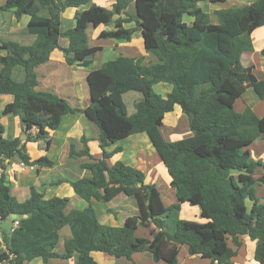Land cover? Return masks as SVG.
Returning <instances> with one entry per match:
<instances>
[{"label": "trees", "instance_id": "obj_1", "mask_svg": "<svg viewBox=\"0 0 264 264\" xmlns=\"http://www.w3.org/2000/svg\"><path fill=\"white\" fill-rule=\"evenodd\" d=\"M227 0H116L112 9L92 4V0H7L0 12L15 10L17 20L28 15V32L36 37L32 45L17 42L6 44L8 53L0 58V95H10L2 115H18L25 129H38L28 135L7 140L0 125V167L18 158L27 166L51 167L47 158L32 160L27 143L51 140L46 120L31 113L30 101L46 107H61L64 114L81 112L100 130L102 159H95L82 139L83 149L71 146L72 158L86 157L82 168L90 178L71 182L76 194L87 202L107 203L116 187L137 202L138 214L128 217L123 227L99 222L93 206L65 209L67 198L44 199L34 188L21 202L12 193L4 174L0 175V224L19 221L16 228H0L5 251L0 264H29L36 258L48 263L51 259H70L78 255L77 264H100L93 253L132 260L136 253H145L156 263L179 264L182 246L191 256L211 260L212 264H233L241 247L240 237L256 241L255 262L264 264V204L257 197L258 186L264 187V176L255 179L264 162L250 159L249 148L264 139V117H246L233 113V108L248 89L264 100V80L254 74V66H245L243 55L254 50L252 34L264 26V0L245 7H231L215 13L218 24L198 4H224ZM135 6V13L128 9ZM77 10L74 28L61 30L62 14ZM43 10L49 17L41 16ZM126 15L127 18H122ZM119 16L118 19H115ZM193 19L187 23L185 17ZM134 23V26L127 27ZM113 24V31H104L99 38L131 41L141 31L148 53L157 63H146L142 57L120 56L105 63L102 70L88 74L91 104L85 109L72 107L51 91L38 90L37 69L46 64L59 41H69L66 50L69 65L91 66L89 58L99 49L89 46L87 29ZM264 58V50L262 51ZM22 67L25 80L17 82L13 72ZM165 84L172 91L163 97L154 90ZM137 92L142 99L129 114L124 96ZM176 107L188 119L191 136L166 141L160 128L165 116ZM1 116V115H0ZM59 120L51 123L56 129ZM146 133L165 164L177 198L201 209L203 223L183 220L180 205L166 208L155 185L145 183V174L123 162L109 167L112 157L106 148L132 135ZM119 148L117 151H120ZM112 211V210H109ZM70 228L72 237L65 241L64 252L57 247L60 231ZM139 227L150 238L138 237Z\"/></svg>", "mask_w": 264, "mask_h": 264}, {"label": "crops", "instance_id": "obj_2", "mask_svg": "<svg viewBox=\"0 0 264 264\" xmlns=\"http://www.w3.org/2000/svg\"><path fill=\"white\" fill-rule=\"evenodd\" d=\"M116 0H92V2L84 9L89 8L92 4L107 9H112ZM257 0H227L224 4L211 7V13L214 15L218 24V18L215 13L217 11L228 9L231 7H245ZM7 0H0V7L4 6ZM204 3V2H201ZM208 3V2H205ZM210 4V3H208ZM200 3L198 4V7ZM223 5V6H220ZM15 10L10 12H0V58L6 56L8 42H17L19 44L29 46L35 42L36 37L28 32V24L30 17L23 15L17 20L14 15ZM77 10L75 8L67 9L62 14L61 30L63 32L74 28L76 25ZM128 12L135 13V6L131 5ZM208 14V13H207ZM41 16L49 17V11L43 10ZM116 16L115 19H118ZM122 18H127L122 15ZM190 18L187 23H192ZM211 21V20H210ZM134 26V23L128 24L127 27ZM114 25H101L99 27L90 26L87 29L89 46L98 48L99 51L89 58L91 66L85 67L79 64L69 65L67 63L68 55L66 53L69 47V41L61 38L59 48L55 49L50 56L49 61L41 65L37 69L38 90L51 91L60 98L66 100L70 106L85 109L90 106V94L88 87V74L94 70H102L105 63L116 60L120 56L131 58H144L146 63H157V59L147 52L144 37L141 31H137L131 41L125 40H103L99 36L104 31H113ZM254 50L252 58L248 62L243 58L245 66H254V74L259 80H264V58L262 51L264 50V26L255 30L251 36ZM245 54V53H244ZM15 81L21 83L25 80V74L22 67H17L13 72ZM162 87L163 97H166L172 87L165 84L155 85ZM154 87V88H155ZM141 97H136L140 100ZM14 98L10 95H0V125L3 126V136L7 140L20 138L25 129L21 118L18 115H2V111L6 105L13 103ZM28 110L46 120V131L49 133L51 144L47 148L44 141H30L27 143V153L32 160L47 158L53 163L51 167L34 166L30 167L22 163L18 158H13L5 162L4 176L12 190L13 195L21 202L27 200L30 196L31 188L43 195L44 199L67 198L69 203L65 209V213L72 211H83L91 206L97 212L98 220L101 224L111 227H123L128 217L138 214L137 202L135 199L127 197L116 187L108 188L113 198L105 203L92 201L87 202L76 194L71 186V182L90 178L91 173L82 168V165L88 162L86 157L72 158L70 156L71 146L75 145L77 150L83 149L82 139H87V146L90 154L95 159H102L103 150L100 143V130L96 124L90 121L83 113L64 114L61 107H46L45 105L30 101L27 105ZM233 113L246 117H264V100L259 98L253 89H248L244 95L237 100L234 105ZM59 120L56 129L51 127V123ZM162 137L169 142L189 138L192 134L189 129L188 119L181 112L179 107L165 116L163 125L160 128ZM38 129L33 127L30 131H26V139L28 135L35 136ZM120 151H117L118 149ZM108 153H112V157L107 160L109 167L118 162L142 171L145 174V183L155 185L161 194L163 204L166 208L174 205H180V217L183 220L195 221L203 223L201 219V209L192 206L187 202L180 201L176 195V189L172 185V177L170 176L165 164L161 160L157 150L153 146L149 136L146 133L132 135L124 140L113 143L106 148ZM251 161L264 162V139L254 142L249 148ZM264 176V171L258 169L253 177L258 179ZM257 197L264 204V187L258 186L256 190ZM112 210V211H109ZM185 213V214H184ZM193 215L194 219H190ZM186 216V217H183ZM8 229L12 228L13 221ZM0 228H6L5 223L0 224ZM136 235L138 237L150 238L149 232L139 227ZM72 237L70 228L66 227L60 231V241L57 252H64L65 241ZM241 247L234 246L232 240L229 246L236 251L233 258V264H258L255 262L254 253L256 249V241H252L248 236L240 237ZM5 251V247L1 241L0 235V253ZM140 255H145L141 258ZM145 253H136L132 260L127 258H114L102 253H93V257L100 264H136L139 257L140 262L145 264H164L156 263L152 258H147ZM78 255L75 254L70 259H51L48 263L41 258H36L29 264H77ZM179 264H212L211 260L202 259L197 256H191L187 246H182L178 255Z\"/></svg>", "mask_w": 264, "mask_h": 264}, {"label": "rangeland", "instance_id": "obj_3", "mask_svg": "<svg viewBox=\"0 0 264 264\" xmlns=\"http://www.w3.org/2000/svg\"><path fill=\"white\" fill-rule=\"evenodd\" d=\"M200 8H202L206 13H208V15H209V17H210V20H211V23L213 22V23H217V21H216V19L214 20V15L210 12L211 11V7L210 6H212V7H216L217 5H212V4H208V3H200ZM220 6H223V5H220ZM190 20V17H185V21L187 22V21H189ZM252 56V53L251 52H247V53H245L244 55H243V58L245 57V59H249V60H247L248 62L251 60V57ZM245 62H246V60H245ZM245 62L243 61V63L245 64ZM154 90H155V92L157 93V94H162V87H159V86H156L155 88H154ZM138 96H140L141 97V99H142V95L141 94H139V93H137V92H130V93H128V94H126L125 96H124V102H125V104H126V106H127V109H128V112H129V114H132V113H134V105H135V103L136 102H138V101H140V100H136V97H138ZM257 190V189H256ZM103 204V206L105 205H107V204H105V203H102ZM185 214V213H184ZM183 217H186V216H183ZM190 219L192 220V219H194L193 218V215L192 216H190ZM10 224H11V221H7V222H5V227L6 228H9V226H10ZM141 256V258L142 257H144L145 255H140ZM147 258H151V257H149V256H146ZM136 264H142V262H140V260H139V257L137 258V261H136ZM143 264H145L144 262H143Z\"/></svg>", "mask_w": 264, "mask_h": 264}, {"label": "built area", "instance_id": "obj_4", "mask_svg": "<svg viewBox=\"0 0 264 264\" xmlns=\"http://www.w3.org/2000/svg\"><path fill=\"white\" fill-rule=\"evenodd\" d=\"M4 174V168L0 167V175ZM19 225V221L16 220L13 224V228H16Z\"/></svg>", "mask_w": 264, "mask_h": 264}, {"label": "water", "instance_id": "obj_5", "mask_svg": "<svg viewBox=\"0 0 264 264\" xmlns=\"http://www.w3.org/2000/svg\"><path fill=\"white\" fill-rule=\"evenodd\" d=\"M26 131H27V130H24V131L22 132V135L20 136V139H21L22 141L26 139Z\"/></svg>", "mask_w": 264, "mask_h": 264}]
</instances>
